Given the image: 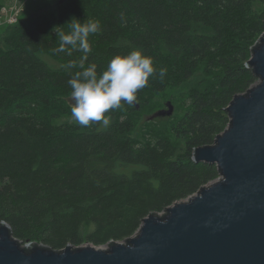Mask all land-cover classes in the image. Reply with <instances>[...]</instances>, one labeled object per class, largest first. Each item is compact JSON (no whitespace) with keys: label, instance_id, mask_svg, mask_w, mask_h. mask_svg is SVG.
<instances>
[{"label":"trees","instance_id":"1","mask_svg":"<svg viewBox=\"0 0 264 264\" xmlns=\"http://www.w3.org/2000/svg\"><path fill=\"white\" fill-rule=\"evenodd\" d=\"M64 2L80 3L74 19L81 7L99 19L86 61L98 71L135 48L166 69L162 80L150 78L138 99L146 89L163 92L173 78L190 79L201 63L215 81L190 96L193 109L179 123L185 149L164 135L133 139L131 118L115 110L108 128L57 126L39 111L53 106L52 89L71 91L70 73L61 65L69 59L78 64L83 54L55 52L57 33L70 31L66 22L41 16L13 28L6 48L0 47V223L22 242L39 239L58 251L128 240L146 217L219 178L215 164L195 163L192 153L215 143L230 124L228 106L258 81L245 64L264 33V15L249 8L264 0Z\"/></svg>","mask_w":264,"mask_h":264},{"label":"water","instance_id":"2","mask_svg":"<svg viewBox=\"0 0 264 264\" xmlns=\"http://www.w3.org/2000/svg\"><path fill=\"white\" fill-rule=\"evenodd\" d=\"M246 67L258 82L228 106L230 124L215 143L192 153L195 163L215 164L219 178L106 248L23 247L3 221L0 264H264V33ZM167 107L151 119L171 116Z\"/></svg>","mask_w":264,"mask_h":264},{"label":"rangeland","instance_id":"3","mask_svg":"<svg viewBox=\"0 0 264 264\" xmlns=\"http://www.w3.org/2000/svg\"><path fill=\"white\" fill-rule=\"evenodd\" d=\"M79 5L80 3H60V0H0V11L6 8L7 12L5 14L7 16L12 14V10L14 9L20 10L18 23L10 24L5 21V17L0 21V47L6 48L5 37L13 32V28L16 25L21 22L27 24L28 20L34 17L44 16L49 18L51 22L56 23L66 22L67 26L71 28V24L76 22V19L73 18V12ZM249 8L252 15H264V2H251L249 3ZM80 9L77 19L81 23L90 19L99 21L94 12L89 11V14H86ZM260 37L256 38L253 43L254 45L259 41ZM214 81V76L207 71V64L201 63L198 70L190 79L173 78L163 92L146 89L145 95L140 99L137 98L136 104L139 107L136 104L135 106H128L122 103V106L116 109L115 113L127 114L131 118L134 128L130 136L133 139L148 142L157 136L164 135L175 145L185 149L187 139L179 132V123L193 109L190 96L196 91L205 92ZM70 93L71 91L69 92L67 90L52 89L51 94L55 97L53 106L51 108H41L39 114L49 116L57 126H62L63 124L76 125L70 119V108L72 106ZM168 102L174 108L173 114L171 116L151 119L155 113L161 110H168ZM28 241L43 244L42 240L39 239ZM88 244V242L83 243L81 246Z\"/></svg>","mask_w":264,"mask_h":264},{"label":"clouds","instance_id":"4","mask_svg":"<svg viewBox=\"0 0 264 264\" xmlns=\"http://www.w3.org/2000/svg\"><path fill=\"white\" fill-rule=\"evenodd\" d=\"M100 30V22L96 19L83 23L76 19L69 32L57 33L59 46L55 52L66 53L69 57L73 52L83 54L78 64L69 59L61 67L70 73L67 81L72 100L70 119L85 128L93 124L110 127L112 111L119 109L122 103L135 106L137 93L148 86L150 78L162 80L166 75V69L157 68L154 58L141 48L113 56L100 71L96 63H86L92 52L89 37ZM77 67L79 70L73 72Z\"/></svg>","mask_w":264,"mask_h":264},{"label":"built area","instance_id":"5","mask_svg":"<svg viewBox=\"0 0 264 264\" xmlns=\"http://www.w3.org/2000/svg\"><path fill=\"white\" fill-rule=\"evenodd\" d=\"M6 12H7V9L6 8H4V9H2V11H0V21L3 19V17H5V21L6 22H9L10 24L18 23V16L20 14V10H18V9L12 10V14H10L9 16H7L5 14ZM19 241L22 243V246L23 247H29L32 244L44 245V244H40V243H37V242H31V241H28V242H22L21 240H19ZM111 242H113V241H111ZM121 242L124 243V241H121ZM88 245H91V244H88ZM67 246H71V247H81V246H74L72 244H68ZM92 246H94V245H92ZM107 246H108V244L107 245H103V246H99V247H96V246H94V247H96V248H106Z\"/></svg>","mask_w":264,"mask_h":264}]
</instances>
